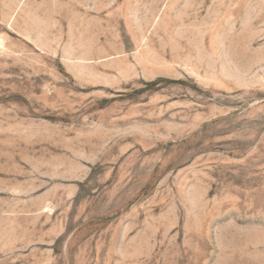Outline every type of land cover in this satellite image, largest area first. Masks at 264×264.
Wrapping results in <instances>:
<instances>
[{"label":"rangeland","instance_id":"1","mask_svg":"<svg viewBox=\"0 0 264 264\" xmlns=\"http://www.w3.org/2000/svg\"><path fill=\"white\" fill-rule=\"evenodd\" d=\"M0 264H264V0H0Z\"/></svg>","mask_w":264,"mask_h":264}]
</instances>
